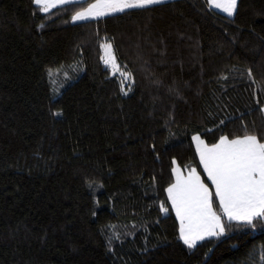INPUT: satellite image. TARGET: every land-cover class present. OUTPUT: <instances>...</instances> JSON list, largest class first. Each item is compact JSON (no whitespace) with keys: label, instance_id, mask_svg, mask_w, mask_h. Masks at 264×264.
Segmentation results:
<instances>
[{"label":"trees","instance_id":"1","mask_svg":"<svg viewBox=\"0 0 264 264\" xmlns=\"http://www.w3.org/2000/svg\"><path fill=\"white\" fill-rule=\"evenodd\" d=\"M91 1L0 0V264H264V220L226 221L213 197L230 226L189 249L166 195L174 160L210 186L193 136H264V0L73 23Z\"/></svg>","mask_w":264,"mask_h":264},{"label":"snow or ice","instance_id":"2","mask_svg":"<svg viewBox=\"0 0 264 264\" xmlns=\"http://www.w3.org/2000/svg\"><path fill=\"white\" fill-rule=\"evenodd\" d=\"M166 0H95L72 17L73 23L87 22L126 10L147 9L165 3ZM208 5L231 17L237 7V0H206ZM41 13L48 14L58 5L79 4L80 0H33ZM107 58H102L105 66L120 70L113 45L106 42L101 45ZM124 83L121 91L127 95L131 91L126 83L131 73L121 72ZM251 76V73H249ZM264 111V108H261ZM200 164L203 167L211 187L201 180L196 169L188 172L187 177L180 174L178 167L172 171L176 182L167 189L168 200L180 222L179 239L189 249L196 247L198 241L207 237L225 234L230 225H226L222 216L214 210L213 196L219 203L223 217L227 221L252 225L256 220H264V136L245 132L243 136L229 138L221 135L218 142L208 145L199 135L193 136ZM176 161H173V165ZM162 212L167 209L161 207Z\"/></svg>","mask_w":264,"mask_h":264},{"label":"rangeland","instance_id":"3","mask_svg":"<svg viewBox=\"0 0 264 264\" xmlns=\"http://www.w3.org/2000/svg\"><path fill=\"white\" fill-rule=\"evenodd\" d=\"M82 1H87V0H80V2H82ZM168 1H171V0H166V2H168ZM238 1V0H237ZM90 3H95V0H92L91 2H88L83 8H81L80 10H78V11H82L84 8H86V7H88V4H90ZM207 3V2H206ZM207 6H208V8H210L211 10H213V11H215V12H217V13H219V14H221V15H223V16H225V17H228V18H232L233 16H231V17H229V16H227L225 13H223V12H221V11H219V10H217V9H213V8H211L209 5H208V3H207ZM77 12V11H76ZM75 12V13H76ZM74 13V14H75ZM235 13V12H234ZM73 14V15H74ZM72 15V16H73ZM101 18H103V17H101ZM77 23H80V22H77ZM102 55H103V58H107V54H106V51H105V49H103L102 48ZM108 69L112 72V73H114L116 70L115 69H113V68H110V67H108ZM263 114H264V111H263ZM193 138V137H192ZM218 142V141H217ZM192 144H193V146H194V150H195V153H196V156H197V159H198V162H199V165H200V167H201V170L203 171V173H204V170H203V167H202V165L200 164V160H199V155L197 154V151H196V143H195V141H193V139H192ZM173 167H178V169H179V171H180V174L182 175V176H184V177H187V175H188V172L189 171H191V169H193V168H190L189 170H187V171H183L180 167H179V165L176 163L175 165H173ZM173 167H172V169H173ZM197 171V170H196ZM198 173V172H197ZM199 174V173H198ZM200 175V174H199ZM204 176L206 177V179H207V181L209 182V184H210V186H211V181L208 179V177H207V175H206V173H204ZM172 177H173V181H172V183L171 184H173V183H175L176 182V176H175V174L173 173V171H172ZM201 177V176H200ZM201 180H202V177H201ZM203 181V180H202ZM205 183V182H204ZM170 184V185H171ZM206 184V183H205ZM169 185V186H170ZM207 185V184H206ZM168 186V187H169ZM167 187V188H168ZM210 191H212L213 193L215 192V189L213 188V187H211L210 188ZM166 195H167V198H168V194H167V191H166ZM214 197V196H213ZM215 198V197H214ZM169 201V200H168ZM169 204H170V206H171V209H172V205H171V202L169 201ZM216 204H217V206L219 207V203H218V201H216ZM220 209V208H219ZM215 210V209H214ZM172 212H173V214H174V216H175V218H176V220H177V222H178V232H179V229H180V222H179V220H178V218H177V216H176V213H175V211L172 209ZM220 214L222 215V212H221V210H220ZM223 216V215H222ZM224 219L227 221V219H226V217H224ZM233 222H235V221H233ZM210 238H215V237H207L206 239H210ZM205 240V239H204ZM200 241H198V243H199Z\"/></svg>","mask_w":264,"mask_h":264}]
</instances>
